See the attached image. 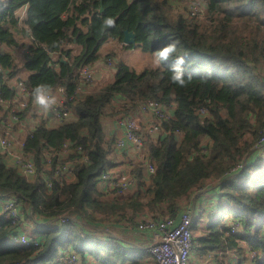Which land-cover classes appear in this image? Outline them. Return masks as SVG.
Here are the masks:
<instances>
[{
  "label": "trees",
  "instance_id": "16d2710c",
  "mask_svg": "<svg viewBox=\"0 0 264 264\" xmlns=\"http://www.w3.org/2000/svg\"><path fill=\"white\" fill-rule=\"evenodd\" d=\"M203 1L206 14L197 19L170 14L171 0H0V94L16 96L13 78L28 89L30 102L38 84L63 87V103L75 117L55 125L41 120L26 134L23 153L34 164L32 179L8 164L0 149V195H13L20 206L16 218L0 214V264H65L55 260L70 252L84 262L90 255L97 264H148L141 260L148 251L85 230L83 217L136 222L141 211L155 219L177 216L183 202L214 179V201L195 213L191 225L193 249L222 259L233 253L226 264H264V143L255 146L264 134V0ZM23 7L24 17L18 13ZM106 17L115 19L114 28L102 30ZM124 29L135 33L134 44L123 43ZM109 38L126 50L151 53L175 42L177 52L160 67L141 70L117 58L111 80L76 95L81 66H92ZM18 47L19 62L13 54ZM181 55L185 75L192 76L183 88L170 80ZM147 100L165 111L161 130L144 135L154 172L138 165L132 171L137 161L131 162L134 187L110 196L99 181L113 166L118 138L105 133L103 118L135 115ZM83 154L87 162L71 164ZM62 214L76 221L54 224ZM20 215L38 219L28 245L11 243L21 234Z\"/></svg>",
  "mask_w": 264,
  "mask_h": 264
},
{
  "label": "built area",
  "instance_id": "2783aa9c",
  "mask_svg": "<svg viewBox=\"0 0 264 264\" xmlns=\"http://www.w3.org/2000/svg\"><path fill=\"white\" fill-rule=\"evenodd\" d=\"M206 14L205 2L203 0H192L189 6V16L203 18ZM110 61L112 59H109ZM113 61V60H112ZM3 72V68L0 65V73ZM93 68L91 65H83L80 68V83L76 87L75 94L86 91V85L92 80ZM19 87V93L12 99H5L0 94V107L8 110V117L2 120V126L5 131L0 132V149L4 153H11L13 148H18V152L13 154V160L11 164L18 167L21 174L27 179L35 177V167L32 160L23 153L24 138H17L13 131V121L20 119V112L25 110L29 105V91L19 80L17 82ZM56 92L60 94L61 101L52 106L50 111L53 116L59 122L63 119H67L72 115L69 107L63 103L64 89L58 87ZM54 95V91H52ZM75 94H70L69 99L75 98ZM55 96V95H54ZM140 111L148 113L149 116H153L158 121L142 122L136 117V115L120 116L117 118V122L122 129L123 136L118 138L116 147H123L128 141L132 147L139 151L144 150V135L153 134L161 130V118L165 116L164 107L156 100H147L140 106ZM200 113H205L206 108L201 107L198 110ZM29 132V131H28ZM177 135H181V132L177 130ZM264 143V134L258 140L255 146H260ZM67 144H64L66 147ZM80 149V148H78ZM88 161L87 155H79L71 161V164H79ZM146 170L154 172V164L149 158L143 157ZM72 166L69 168V180L74 179V174H71ZM48 186L51 181L46 180ZM99 183L102 185V190L108 194H114L116 192H122L127 190L134 183V177L130 172H123L121 170H114L110 167L106 168L100 178ZM202 188V187H200ZM199 188V189H200ZM5 201L2 203L0 214L4 213L9 217L16 218L19 216L18 203L15 197L11 194L7 195ZM195 218V212L191 201L186 204L179 216H166L162 218H145L142 222H139L138 228L148 231V239L150 244L147 245L144 250L154 258L156 264H189L191 252L193 250V235L191 225ZM73 220L76 221V217L72 214H62L54 219V224L61 225L62 223ZM238 224H232V231H237ZM148 241V242H149ZM14 245H28L30 239L26 233H21L14 236L11 241ZM253 256V253L251 254ZM57 262L65 264H85L81 258L74 252L61 254L56 258ZM90 264H97L92 261Z\"/></svg>",
  "mask_w": 264,
  "mask_h": 264
},
{
  "label": "crops",
  "instance_id": "0c3cea01",
  "mask_svg": "<svg viewBox=\"0 0 264 264\" xmlns=\"http://www.w3.org/2000/svg\"><path fill=\"white\" fill-rule=\"evenodd\" d=\"M24 12H25V7H23V8L18 10V13L20 15H22L23 17H24ZM76 49H75V51H76ZM110 54H112V56L115 59L120 57V55H118L115 52L111 53V51H110ZM99 60H101V58H99L92 65V68H93V66L95 67V65L98 64ZM99 64L103 65V62H99ZM113 75H114V72H113ZM17 82H18V79H16V78H13V79L9 80V84H11L12 86L15 87L16 94L19 93V87L17 85ZM87 90H89V89H86V91ZM54 95H55V97L56 96L60 97V94L58 92H55ZM4 112H5V114L3 115ZM23 112H22L23 115L20 116V119L18 121H16V122L13 121V131L16 132L17 134H19L22 138H25V136L28 133V131H30L33 128V126L35 124H37L38 122H40L41 120L45 119V121H46V123L48 125H55V124L59 123V121L55 119V117L53 116V114H52V112L50 110L45 111V110L39 108L38 106H36L34 104L33 99L30 102L29 110L26 111V113H25L24 110H23ZM146 115L141 117V119L145 120L146 119ZM7 117L10 119L9 114H8V110L6 108L0 107V118H1L0 119V125H1V127H3L2 126V120L4 118H7ZM148 117H150L149 114L147 115V118ZM74 118L75 117H74L73 114L68 117L69 120L74 119ZM117 118H116V116H113V117L111 116L109 118H106V121L103 120V128H104V131H105V133L107 135H112V134L115 133L116 137L120 138V137L123 136V134H122V129H121V127L119 126V124L117 122ZM108 120L110 122L108 124H106ZM109 124H110V126H109ZM125 143L126 144L123 147H121V148L116 147L114 152L110 155L109 160H111V162H113V164H112L113 166H111L110 168H112L114 170H121L123 172H127V171L130 172L129 163H130V160H133L132 156L135 155L134 154L135 150H134V148L132 147V145L128 141H126ZM17 152H18V148H13L11 150V153L10 152H8V153L6 152L5 153V158H6L8 164H11V162L13 160V154H15ZM216 181H217L216 179L207 181L206 184L204 186H202V188L198 189V191H199V192H197L198 194L196 193L195 197L192 199V201L194 203L193 209H194V212L196 214L198 212L199 215H200L202 213V210L205 207H207L208 204L211 205L213 203L215 197L213 196L214 192L211 190V188L213 186H215V182ZM134 184H135V177H134V183L132 184L131 187H134ZM99 187L102 188L101 183H99ZM131 187H129V188H131ZM124 191H126V190H124ZM195 191H197V190H195ZM6 197H8V196L7 195L6 196L0 195V209H1L2 203L5 201ZM186 201L187 200H185V202ZM185 202H183V205L181 207V210L179 211V214L182 211V208L186 205ZM187 202H189V201H187ZM24 205H25V203H24ZM18 207L20 208L19 205H18ZM26 208L28 210V207H26ZM179 214L176 217H178ZM20 216H21V220H22L21 221V226L19 228L20 233L31 234L33 232V230L38 225L37 224L38 219L35 216L30 217V218H24L23 215H20ZM137 216H139V218L143 217V219H145V218H148L150 216V214L148 212H146V211L139 212L136 215L135 220L136 221H140L139 218H137ZM204 217H206V215H205V213L203 211V215H202V217L200 219V222L204 223L203 222L204 221ZM128 220H129L128 217H123L122 221H119L117 223H113V222L108 221V219H107L105 221H108V223L105 224L104 226L102 225L103 228L97 227L95 233H101L102 230H104V228H105L104 231L107 232V233L101 234L102 237L111 238L110 232L111 233H115V234H118V235H116L115 238H112V239L115 240V241H117V240L118 241H122L125 247H129L131 249L138 250L137 252L146 251L143 248H145L144 246L149 241V239H148V231L137 229V226L135 227L134 225H131L128 222ZM82 221L83 220H81V222ZM202 223H201V225H202ZM108 224H112L113 227H110ZM108 227H110L111 229H109ZM145 254H148V256H150L149 253H145ZM145 254L141 256V260H143V261L147 260ZM227 256H230V258H233L234 254L229 252V255H227ZM86 258H87V261L85 260V262H84L82 260L83 263H85V264L92 263V261H93L92 260V256L88 255V256H86ZM222 258L223 257H216V253L213 252V251H209L207 253H202L201 254V253H198V252L192 250L189 264H219L217 260H219V261L224 260ZM222 264H224V263H222Z\"/></svg>",
  "mask_w": 264,
  "mask_h": 264
},
{
  "label": "rangeland",
  "instance_id": "374dc122",
  "mask_svg": "<svg viewBox=\"0 0 264 264\" xmlns=\"http://www.w3.org/2000/svg\"><path fill=\"white\" fill-rule=\"evenodd\" d=\"M191 2H192V0H171V9L169 8L168 11H169L170 14H178V13H181L184 16H188L189 17L188 11H189V6H190ZM197 19H202V18H197ZM110 51H111V53H114L115 52L118 55H120V57H118V58L123 59L131 67L135 68L136 70H141L145 66H155L153 64V53H151V52H144V51H142L138 47H133L131 49H127L126 50V49L123 48L122 44L120 42H118L116 39L109 38L102 45V47L99 50V52H100V58H101V60H99V62H103V65L102 64H99V62H98V64H96L95 67L93 66V77H92V80L86 85V88L87 89H89V90L97 89L100 86H102L105 82H107V81H109V80H111L113 78L114 61H112V60H115V58L112 56V54H110ZM13 54H14L15 60L17 62H19V60L21 58V49L19 47L16 48L13 51ZM109 59H112V60L110 61ZM56 101L57 102L61 101V98L59 96H56ZM146 114L148 115V113H144V112H142L140 110H137L136 113H135L136 117L138 119H140V121H142V122H146V123L149 122V123H151L153 121H158L153 116H150V117L147 118V115ZM119 115H117V116L119 117ZM144 115H146V119L145 120H142L141 117H143ZM106 118H109V116H105L103 120L106 121ZM109 122L110 121L108 120L106 124H108ZM109 126H110V124H109ZM158 132L159 131L153 133L152 135H154V134L156 135V133H158ZM14 133H15L14 135H16L17 138H22L16 132H14ZM134 154L135 155L132 156L133 157V160H130V163L131 162H136V161H137V163L133 165L132 171H133V168L135 166H137V165L142 170H145L146 167H145V163L143 161V157H147V156L145 155L144 150L143 151H139V152L137 150H135L134 151ZM130 163H129V165H130ZM132 171H130V173L133 175L134 173ZM132 188L133 187L129 188L126 191L117 192V193H114V194L128 193ZM197 192H199L198 189H197V191L193 192L190 197H188L187 201H189V202H190V200L192 201V199L195 197V195H196ZM114 194H110V196H113ZM187 201L185 202V204H188L189 203ZM191 203H192V206H194L193 201ZM217 210L218 209L215 208L214 209V212L216 213ZM208 212H209V208L206 209V210H204L205 215H207ZM83 218L85 220V221L84 220L82 221V226H84V229L85 230L88 229L87 231H89L91 233H94V234H97L99 236H101V234L107 233V232L104 231L105 230V228H104V230H102L101 233H95L97 227L103 228L102 225L104 226L105 224L108 223V221L113 222V223H117V222L123 220V217H121V216H112V217H108V218H101V217H99L97 215L96 216L94 215L92 218H87V217H83ZM137 218H139V216H137ZM107 219H108V221H105ZM139 220L140 221H136V222L131 221V220H128V222L131 225H134L135 227L137 226V229H139L138 228V224H139V222H142L143 217L139 218ZM206 220H207L206 217H204V221L203 222H205ZM108 225L110 227H113L112 224H108ZM110 227H108V228L111 229ZM110 235H111V238H115V236L118 235V234H115V233H111L110 232ZM149 244H150V241L147 242V244L144 247H146ZM145 256L147 258V260H145L146 263H148V264H156V262L154 261V259H153V257L151 255L148 256V254H145ZM229 258H230V256H226L224 260H221V261L217 260V261H218L219 264H222V263L225 264L228 261Z\"/></svg>",
  "mask_w": 264,
  "mask_h": 264
},
{
  "label": "clouds",
  "instance_id": "9594fccd",
  "mask_svg": "<svg viewBox=\"0 0 264 264\" xmlns=\"http://www.w3.org/2000/svg\"><path fill=\"white\" fill-rule=\"evenodd\" d=\"M116 21L112 17H106L102 23V30L114 28ZM177 52V45L175 42H169L165 46L153 52V64L160 67L165 62L172 59ZM114 61V60H113ZM186 56H177L175 63L172 65L170 71V80L173 84L183 88L186 87L192 80L191 74L185 75ZM19 81V80H18ZM33 101L36 106L47 111L56 103V97L52 94V88L48 84H38L33 88Z\"/></svg>",
  "mask_w": 264,
  "mask_h": 264
},
{
  "label": "water",
  "instance_id": "95a60500",
  "mask_svg": "<svg viewBox=\"0 0 264 264\" xmlns=\"http://www.w3.org/2000/svg\"><path fill=\"white\" fill-rule=\"evenodd\" d=\"M123 43L125 44H134L135 42V33L133 31H129L127 29L123 30Z\"/></svg>",
  "mask_w": 264,
  "mask_h": 264
}]
</instances>
